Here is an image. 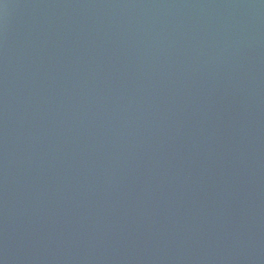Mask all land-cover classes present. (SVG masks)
<instances>
[{
  "label": "water",
  "instance_id": "obj_1",
  "mask_svg": "<svg viewBox=\"0 0 264 264\" xmlns=\"http://www.w3.org/2000/svg\"><path fill=\"white\" fill-rule=\"evenodd\" d=\"M0 264H264V0H0Z\"/></svg>",
  "mask_w": 264,
  "mask_h": 264
}]
</instances>
